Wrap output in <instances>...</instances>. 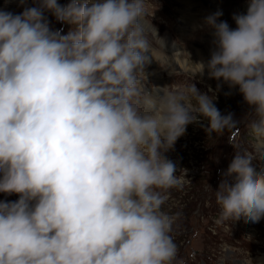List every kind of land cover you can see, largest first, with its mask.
<instances>
[{
  "label": "clouds",
  "instance_id": "obj_1",
  "mask_svg": "<svg viewBox=\"0 0 264 264\" xmlns=\"http://www.w3.org/2000/svg\"><path fill=\"white\" fill-rule=\"evenodd\" d=\"M33 4L0 10V192L19 194L0 201V264H173L176 217L163 205L186 172L165 153L195 114L209 129L239 121L194 84L145 93L144 0ZM45 13L71 29L52 30ZM220 14L206 18L214 48L200 72L238 86L264 143V0H250L234 29ZM256 158L236 150L222 173L221 220L264 216Z\"/></svg>",
  "mask_w": 264,
  "mask_h": 264
},
{
  "label": "rangeland",
  "instance_id": "obj_2",
  "mask_svg": "<svg viewBox=\"0 0 264 264\" xmlns=\"http://www.w3.org/2000/svg\"><path fill=\"white\" fill-rule=\"evenodd\" d=\"M168 1L144 0L143 19L149 29V43L152 51L163 57L151 60L155 62L156 75L162 81V87L158 91V85L150 82L151 74L145 70L146 66L138 74L145 93L153 90L155 96H159L163 95L161 89L166 86L173 88L194 84L199 92L213 99L215 107L222 115L231 113L233 119L239 121L231 128L209 129L208 121L195 114L197 121L188 124L174 147L165 153L176 164L177 175L183 176L186 172L184 186L171 189L168 193L169 199L163 205V211L176 217L170 233L177 246V256L173 264H259V260H264V216L258 222H252L246 217L221 220V208L216 202L215 190L236 150L253 153L257 157L252 161L253 167L257 171L264 169V160L260 159V153L264 152V143L250 133L249 124L255 117L238 86L232 87L222 78H210L207 68L201 73L196 64L195 48L205 51L207 61L211 57L207 47H213V36L208 35L212 28L207 25L206 18L195 19L182 32L179 28L183 25L184 17ZM68 2L69 0H58L61 5ZM217 2L222 5L219 16H225L223 19H227L231 27L236 26L235 17L246 14L250 5V0ZM32 6H35L33 0H26L23 5L19 0H0V10L13 14H20L25 7ZM214 10L211 6L204 7L208 16L217 13ZM236 10L240 11L235 12ZM45 15L54 31L67 34L72 27L56 20L51 13ZM204 24L208 30L202 33ZM205 38L211 42L206 43ZM175 50L193 64L189 70L181 71L178 66L172 68L162 61L164 57L174 54L172 51ZM191 103L195 106V99ZM18 199L19 194L0 192V201L12 202Z\"/></svg>",
  "mask_w": 264,
  "mask_h": 264
},
{
  "label": "bare ground",
  "instance_id": "obj_3",
  "mask_svg": "<svg viewBox=\"0 0 264 264\" xmlns=\"http://www.w3.org/2000/svg\"><path fill=\"white\" fill-rule=\"evenodd\" d=\"M162 2H163V0H162ZM171 2L173 4V6L175 7V10H177L179 13H181L184 17L183 25H181L179 28V30H181L182 32H184L186 29V26L188 24H190L192 21H194L195 19L198 20L200 18L201 20H203L204 18L208 17V14L205 13V11H204L205 6H207V7L211 6L212 8L215 9L214 11L219 12L220 5H221L220 3L217 2V0H169L168 1V3H171ZM237 11H240V10H236L235 12H237ZM224 17L225 16H218V18H219L218 22H221V21L227 22V19H223ZM230 24L228 23L230 28L234 29L236 27V26L231 27ZM205 30L206 31L208 30L206 28V24L202 25V28H201L202 33H204ZM212 33H213V29L210 31V33H208V35H212ZM204 40L206 41V43L211 42V40L208 38H205ZM161 44H165V43L161 42ZM211 46L212 45H209L207 47L208 48L207 50L210 49L209 53H211L213 48H214V46L213 47H211ZM168 47H170V43H168ZM172 52L174 54H171L169 56L167 55L168 57H164V59L162 60V61H164V63L166 65H169L172 68L178 66L181 69V71H187V70H189L191 65L193 66V64L189 63V61H187L185 59V57L177 54L176 50L172 51ZM204 54H205L204 50L202 51L199 48L194 49V56L196 57V64L197 65H198V63H201V62L205 63V65L207 64V62H208L207 58L208 57L206 58L204 56ZM146 55L149 57L150 61L145 64V66H146L145 70H147L148 72L150 71V74H151L150 82H153L155 85H158V88H157V91H158V89L162 87V81H161V78L156 75V69H155L156 65H155V62H153V61L156 57H158V58L160 57L159 59H162L163 57L161 55H159L158 53H156L155 51H152V49H151V52L146 53ZM151 60H153V61H151ZM147 91H148L147 93L150 96H153V97L155 96L153 90H152V92H151V90H147ZM259 264H264V260L263 259L259 260Z\"/></svg>",
  "mask_w": 264,
  "mask_h": 264
}]
</instances>
